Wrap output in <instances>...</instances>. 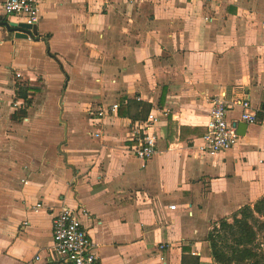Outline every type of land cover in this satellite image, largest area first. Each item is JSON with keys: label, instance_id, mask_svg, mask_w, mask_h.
I'll use <instances>...</instances> for the list:
<instances>
[{"label": "crops", "instance_id": "1", "mask_svg": "<svg viewBox=\"0 0 264 264\" xmlns=\"http://www.w3.org/2000/svg\"><path fill=\"white\" fill-rule=\"evenodd\" d=\"M5 20L24 22L0 6V264L52 263L63 207L86 210L102 264H217L213 224L264 196V126L198 145L216 96L264 114V0H43L35 38ZM159 109L142 161L133 125Z\"/></svg>", "mask_w": 264, "mask_h": 264}, {"label": "built area", "instance_id": "2", "mask_svg": "<svg viewBox=\"0 0 264 264\" xmlns=\"http://www.w3.org/2000/svg\"><path fill=\"white\" fill-rule=\"evenodd\" d=\"M43 0H0V6L7 16H17L30 25H37L41 19ZM31 38V37H30ZM17 77H22L17 74ZM242 108L241 120L248 125L264 126V114L262 116L252 108L250 96L243 99L227 100L225 96H216L211 100L207 131L201 143L198 145L202 155H217L237 145L241 135L238 132V124L228 120L230 107ZM119 104L111 107L116 111ZM100 116L108 111L105 108L94 110ZM169 110H153L146 120L135 122L132 129V137L136 139L133 152L138 159L147 161L157 152L158 134L156 125L167 117ZM27 184L28 181L24 180ZM42 204H38L40 207ZM171 205V209H176ZM80 213L86 214V210L77 212L72 208L63 207L53 222V249L56 264H102L100 256L96 252V244L88 229L83 224ZM164 246L162 245L161 248ZM35 261L40 257L36 256ZM27 264H35L30 261Z\"/></svg>", "mask_w": 264, "mask_h": 264}, {"label": "trees", "instance_id": "3", "mask_svg": "<svg viewBox=\"0 0 264 264\" xmlns=\"http://www.w3.org/2000/svg\"><path fill=\"white\" fill-rule=\"evenodd\" d=\"M16 87L30 103L28 91L34 88L18 81ZM207 239L217 264H264V196L215 222Z\"/></svg>", "mask_w": 264, "mask_h": 264}, {"label": "water", "instance_id": "4", "mask_svg": "<svg viewBox=\"0 0 264 264\" xmlns=\"http://www.w3.org/2000/svg\"><path fill=\"white\" fill-rule=\"evenodd\" d=\"M8 30L14 31L17 37L22 38H35L38 34V27L37 25H30L25 22H14V21H2ZM247 123H239L238 124V132L240 135H243L246 131ZM56 264V263H50Z\"/></svg>", "mask_w": 264, "mask_h": 264}, {"label": "rangeland", "instance_id": "5", "mask_svg": "<svg viewBox=\"0 0 264 264\" xmlns=\"http://www.w3.org/2000/svg\"><path fill=\"white\" fill-rule=\"evenodd\" d=\"M16 18H18V17L16 16Z\"/></svg>", "mask_w": 264, "mask_h": 264}]
</instances>
